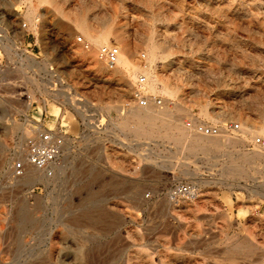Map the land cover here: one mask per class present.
<instances>
[{
    "label": "rangeland",
    "instance_id": "obj_1",
    "mask_svg": "<svg viewBox=\"0 0 264 264\" xmlns=\"http://www.w3.org/2000/svg\"><path fill=\"white\" fill-rule=\"evenodd\" d=\"M82 17L134 81L82 49ZM145 71L148 94L177 110L180 144L125 123ZM185 122L241 130L203 153ZM52 130L64 137L57 177H14V152ZM263 131L264 0H0V264H253L241 247L264 249ZM178 184L196 199L173 202Z\"/></svg>",
    "mask_w": 264,
    "mask_h": 264
},
{
    "label": "bare ground",
    "instance_id": "obj_2",
    "mask_svg": "<svg viewBox=\"0 0 264 264\" xmlns=\"http://www.w3.org/2000/svg\"><path fill=\"white\" fill-rule=\"evenodd\" d=\"M39 1H46V0H39ZM54 1V0H53ZM52 2V1H51ZM46 3V2H44ZM53 4V2H52ZM81 14H83L81 12ZM75 16V15H72ZM70 16V17H72ZM82 16V15H81ZM73 18V17H72ZM68 19V18H67ZM85 19V18H84ZM83 17L82 18H74L72 19V21L69 19V21H71L73 23V26L76 28V31L78 30L79 32H81L83 34V36L86 39L87 44L90 45V49L88 50V52L97 55V50L98 48H100L101 46H105L106 45V40H105V33L101 35H97L94 36L92 35V33H90L88 27L86 26L84 22ZM70 22V23H71ZM88 24V23H87ZM105 26V25H104ZM103 26V27H104ZM109 28V27H108ZM108 30V29H107ZM93 31V30H92ZM91 31V32H92ZM103 31V30H102ZM110 32V31H109ZM100 33V32H99ZM105 34V35H104ZM151 38V37H150ZM153 39V38H152ZM154 42H156L155 40H153ZM152 42V41H151ZM153 43V42H152ZM152 45V44H151ZM153 46V45H152ZM151 47V46H150ZM126 48V47H125ZM159 48V45H158ZM83 49V48H82ZM154 49V48H153ZM76 50H78L76 48ZM127 50V49H126ZM86 51V50H85ZM77 52V51H76ZM79 52V51H78ZM83 52V50H82ZM155 53V52H154ZM149 54V53H148ZM85 55V54H84ZM89 55V54H88ZM154 57V54L152 52H150V59ZM97 58V57H96ZM155 59V57H154ZM154 61V60H153ZM152 61V62H153ZM150 62V61H149ZM100 65V64H99ZM117 66L123 68L126 71V74L129 78H131V81H134L136 79V75L138 73V69L131 67L122 57H118V62L116 64ZM103 68L104 67V63H103ZM115 72V70H114ZM140 72V71H139ZM110 73V72H109ZM141 73V72H140ZM145 77L147 78V83L145 84V90L147 92V94L155 89L156 82H157V77L154 76L153 74L149 73L148 71H145ZM131 84H133L131 82ZM128 82H127V87H128ZM165 87V86H164ZM167 88V87H166ZM127 90V89H126ZM122 91V90H121ZM155 91V90H154ZM124 92V91H123ZM125 93V92H124ZM172 94V93H171ZM174 94V93H173ZM72 98V97H71ZM70 98V99H71ZM82 98V97H81ZM99 99V98H98ZM73 100V98H72ZM82 102H84L85 104L82 106H86L87 103L83 100H81ZM73 102V101H72ZM91 102V101H90ZM97 102V101H96ZM100 103V102H99ZM94 105V103H92ZM97 105V103H96ZM77 108V107H76ZM81 109V108H80ZM94 109L90 108V110L92 111ZM101 109V108H100ZM95 113H100L99 110L94 109ZM103 110L101 109V112ZM107 111V110H105ZM177 110L174 109L173 107H170L168 105H164V106H153L150 105L149 107L146 108H140L138 106L132 107L128 110H125L123 113L125 114L126 118H128V121H124L127 124H132V133H134L135 135L138 136H149V137H153V136H158L160 137L161 135L164 136H169V138H172L175 143H179L180 140L184 139L186 137L184 130L182 129V127L180 126V124L178 123V117L175 118L174 113ZM90 112V111H89ZM90 114V113H89ZM93 114V113H92ZM204 114V113H203ZM206 114V113H205ZM124 116V117H125ZM177 116V115H176ZM98 117V115H97ZM204 117V115H203ZM209 117V115H208ZM100 117H98L99 119ZM180 118V117H179ZM207 118V117H206ZM211 118V117H210ZM94 121V120H92ZM91 123V122H90ZM123 123V122H122ZM102 125V124H101ZM125 125V124H124ZM222 128V127H221ZM38 132L41 129V126L39 125L37 127ZM246 131V130H245ZM244 131V132H245ZM262 131V129H261ZM252 132V131H251ZM35 133V132H34ZM190 133V132H189ZM188 133V134H189ZM264 133V131H263ZM25 136L30 135V132H26L24 133ZM230 135V134H229ZM24 137V136H23ZM63 137V136H62ZM64 138V137H63ZM168 138V139H169ZM160 139V138H159ZM167 139V140H168ZM236 139V138H235ZM189 143H190V147L195 151H201L203 153H206L207 151L210 150H219L222 149L223 147H225L226 145H228L231 141V139L228 136H220V137H204L201 135H194L191 136L189 139ZM240 141V140H239ZM183 143V142H182ZM187 143V142H185ZM237 143V142H236ZM180 144V143H179ZM233 144V143H232ZM72 145V141L69 139L65 138V148L64 150L66 151V156H68L69 153V149ZM234 145V144H233ZM182 146V145H181ZM183 147V146H182ZM189 147V149H190ZM187 150V149H186ZM188 151V150H187ZM194 153V152H193ZM14 155L22 160L24 159L25 156L22 155V152L16 150L14 152ZM244 155V154H243ZM256 156V155H255ZM247 158V157H246ZM68 160V157H67ZM240 160V159H239ZM255 160V159H254ZM258 160V159H257ZM250 161V160H249ZM253 161V160H252ZM68 162V161H67ZM243 163V162H241ZM69 164V163H68ZM66 165V164H65ZM64 170V167H63ZM241 171V170H240ZM51 175L48 174H44V175H40L39 171L28 166L26 168L25 171V175H24V180L25 182H27L28 184H34L37 182H41L45 179H53L54 177L56 178L57 175L61 172V168L58 167H53L51 170ZM14 178L9 177V180H13ZM22 183V182H21ZM24 184V182H23ZM18 185V184H17ZM198 196V195H197ZM194 199H190V200H195ZM184 201V200H182ZM240 246H242L240 244ZM242 252H244L245 257L247 258V260L249 259V262L253 263V264H264L263 261L262 262H257L253 259V257L258 254H264V249H262L260 246H255V245H245L241 247Z\"/></svg>",
    "mask_w": 264,
    "mask_h": 264
},
{
    "label": "built area",
    "instance_id": "obj_3",
    "mask_svg": "<svg viewBox=\"0 0 264 264\" xmlns=\"http://www.w3.org/2000/svg\"><path fill=\"white\" fill-rule=\"evenodd\" d=\"M77 41L86 51L90 49V45L81 38ZM120 54L118 46L111 44L101 46L97 50V59L103 62L109 69H113ZM144 58V56H142ZM146 78L140 76L133 87L132 98L133 102L140 108H146L149 105L160 106L162 100L160 97L147 94L145 90ZM185 127L189 131L204 137H218L224 133H237L241 130L238 123H228L225 128L214 124H201L185 122ZM60 132V131H59ZM62 133V132H61ZM252 145L264 150V138L255 136L252 139ZM64 139L60 133L52 131L41 132L36 136L27 139L23 152L24 159H12L11 172L16 178H22L25 175L28 166L51 175L53 167H57L63 156ZM199 190L191 184H178L170 191V198L173 202L180 200H190L196 198ZM264 263V259H263Z\"/></svg>",
    "mask_w": 264,
    "mask_h": 264
}]
</instances>
